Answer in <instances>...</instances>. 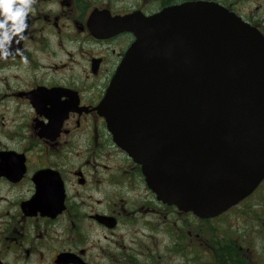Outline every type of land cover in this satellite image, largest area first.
Returning <instances> with one entry per match:
<instances>
[{"label": "flooded vegetation", "instance_id": "af4514ba", "mask_svg": "<svg viewBox=\"0 0 264 264\" xmlns=\"http://www.w3.org/2000/svg\"><path fill=\"white\" fill-rule=\"evenodd\" d=\"M196 2L264 38V0H32L0 57V264H264V177L215 216L181 210L100 111L135 27Z\"/></svg>", "mask_w": 264, "mask_h": 264}, {"label": "water", "instance_id": "95a60500", "mask_svg": "<svg viewBox=\"0 0 264 264\" xmlns=\"http://www.w3.org/2000/svg\"><path fill=\"white\" fill-rule=\"evenodd\" d=\"M141 23L100 111L164 202L215 216L264 176V38L213 3Z\"/></svg>", "mask_w": 264, "mask_h": 264}, {"label": "clouds", "instance_id": "9594fccd", "mask_svg": "<svg viewBox=\"0 0 264 264\" xmlns=\"http://www.w3.org/2000/svg\"><path fill=\"white\" fill-rule=\"evenodd\" d=\"M31 3L32 0H0V57L9 55L6 45L27 26L25 18L31 11Z\"/></svg>", "mask_w": 264, "mask_h": 264}, {"label": "rangeland", "instance_id": "374dc122", "mask_svg": "<svg viewBox=\"0 0 264 264\" xmlns=\"http://www.w3.org/2000/svg\"><path fill=\"white\" fill-rule=\"evenodd\" d=\"M230 217H231V219L233 220V215H231Z\"/></svg>", "mask_w": 264, "mask_h": 264}]
</instances>
